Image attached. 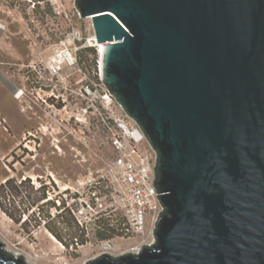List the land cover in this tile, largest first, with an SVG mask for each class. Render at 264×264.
Returning a JSON list of instances; mask_svg holds the SVG:
<instances>
[{
  "label": "water",
  "instance_id": "1",
  "mask_svg": "<svg viewBox=\"0 0 264 264\" xmlns=\"http://www.w3.org/2000/svg\"><path fill=\"white\" fill-rule=\"evenodd\" d=\"M75 2L163 207L153 244L85 264H264V0Z\"/></svg>",
  "mask_w": 264,
  "mask_h": 264
},
{
  "label": "rangeland",
  "instance_id": "2",
  "mask_svg": "<svg viewBox=\"0 0 264 264\" xmlns=\"http://www.w3.org/2000/svg\"><path fill=\"white\" fill-rule=\"evenodd\" d=\"M24 31L28 42L21 36ZM94 36L91 19L80 17L75 0H0V184L7 178H31L35 190L45 186L47 196L39 209L33 208L38 213L29 230L0 209L1 249L27 264H85L155 242L159 210L148 213L143 233L126 232L123 202L106 174L116 154L105 121L124 112L115 100L108 105L102 99L107 88L100 77V55L97 68L92 55L81 64V51L92 47L88 40ZM61 50L77 61L55 72L53 60ZM87 85L93 86L92 93L84 91ZM142 148L148 151L146 142ZM128 158L147 165L135 154ZM97 197L102 207L96 206ZM62 201L65 206L58 209ZM62 211L64 222L58 223ZM72 216L79 234H85L83 245L70 237ZM36 218L60 230L69 246L52 239L44 223L35 227ZM105 220L118 228L112 239L101 240L95 232ZM118 220L122 224L116 225Z\"/></svg>",
  "mask_w": 264,
  "mask_h": 264
},
{
  "label": "built area",
  "instance_id": "3",
  "mask_svg": "<svg viewBox=\"0 0 264 264\" xmlns=\"http://www.w3.org/2000/svg\"><path fill=\"white\" fill-rule=\"evenodd\" d=\"M94 42L95 36L88 40L90 46H94L96 44V42L95 44ZM58 52L59 51H57V53ZM66 52L72 58V64L70 65L75 64L77 61L75 56L68 50ZM61 68L62 65L53 62V69L55 72H58ZM84 91L86 93H92L93 86L87 85ZM102 99L105 101V104L108 105L115 100L108 89ZM106 128L108 130L111 146L116 154L106 174L114 186L116 196L123 202L126 217L128 219V226L125 230L126 232L134 234L143 233L146 229L148 213L159 210L155 218L156 223L160 212L163 210L154 185L155 152L150 147L140 126L125 112L124 116H110L106 121ZM144 142H146L148 146L147 152L143 151L142 148ZM129 154H135L138 158L145 159L147 165H136L128 158ZM96 201V206H103L100 197H97ZM86 207L83 206L84 209H86ZM141 249L142 248H133V253H137L141 251Z\"/></svg>",
  "mask_w": 264,
  "mask_h": 264
},
{
  "label": "trees",
  "instance_id": "4",
  "mask_svg": "<svg viewBox=\"0 0 264 264\" xmlns=\"http://www.w3.org/2000/svg\"><path fill=\"white\" fill-rule=\"evenodd\" d=\"M38 1L40 2L42 0ZM87 54L92 55L93 58L90 61L95 65V68H97L98 57L100 55L98 48L92 46L81 51V55H83L81 57V64L83 65L86 61H89V59L84 60V58H87ZM45 189V186H41L35 190L34 186L31 184V178H25V180L7 178L5 182L0 184V209L15 223L21 224L25 230H29L28 224L34 218V214L38 213L36 209L33 210V208L39 209L41 207L40 202L47 199ZM63 206H65L64 201L60 203L58 209H62ZM36 221L35 227H39L44 223V226L58 241L66 247L69 246V244L65 242V238L60 230L52 228L49 222H43L42 220L39 221L37 218ZM56 221L58 223H61L62 221L64 222L63 211L57 215ZM71 222L70 237L73 239V242L82 245L85 244V234H79L81 229L75 216H72ZM98 223H100V228L96 230L95 234L99 239H112L116 235L118 227L114 228L115 225H111L109 220ZM120 224H122V222L118 220L116 225ZM122 232L125 233L124 231Z\"/></svg>",
  "mask_w": 264,
  "mask_h": 264
},
{
  "label": "bare ground",
  "instance_id": "5",
  "mask_svg": "<svg viewBox=\"0 0 264 264\" xmlns=\"http://www.w3.org/2000/svg\"><path fill=\"white\" fill-rule=\"evenodd\" d=\"M21 36H24V41L28 42L30 35L27 32H23L21 34ZM95 44V42H94ZM96 45V44H95ZM98 46V48L101 50L103 48L102 45H96ZM71 57L67 54L66 50H61L60 52H58L53 60V62H55L58 65H63V64H72L71 62ZM17 98H21V95H18ZM52 239L56 240L55 237L53 235H50ZM105 249H109L110 245L109 244H105L104 245Z\"/></svg>",
  "mask_w": 264,
  "mask_h": 264
}]
</instances>
